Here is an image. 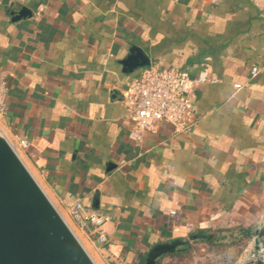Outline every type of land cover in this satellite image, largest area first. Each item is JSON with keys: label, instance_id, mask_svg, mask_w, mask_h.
I'll list each match as a JSON object with an SVG mask.
<instances>
[{"label": "crops", "instance_id": "obj_1", "mask_svg": "<svg viewBox=\"0 0 264 264\" xmlns=\"http://www.w3.org/2000/svg\"><path fill=\"white\" fill-rule=\"evenodd\" d=\"M137 52L206 70L188 134L127 137L122 90L146 66L122 61ZM0 76L1 129L28 141L52 201L110 217L105 243L81 232L96 262L144 264L158 243L244 229L246 261L264 222V0H0Z\"/></svg>", "mask_w": 264, "mask_h": 264}, {"label": "water", "instance_id": "obj_2", "mask_svg": "<svg viewBox=\"0 0 264 264\" xmlns=\"http://www.w3.org/2000/svg\"><path fill=\"white\" fill-rule=\"evenodd\" d=\"M122 63L136 68L150 62L137 52ZM195 239L192 235L158 243L144 264H158L161 256L185 250ZM251 241L243 264H264V222ZM0 264H97L1 129Z\"/></svg>", "mask_w": 264, "mask_h": 264}, {"label": "built area", "instance_id": "obj_3", "mask_svg": "<svg viewBox=\"0 0 264 264\" xmlns=\"http://www.w3.org/2000/svg\"><path fill=\"white\" fill-rule=\"evenodd\" d=\"M207 81L206 70L191 76L187 70L147 65L122 90V102L128 108L127 137L138 144L146 134L155 133L160 123L169 124L173 135L188 134L195 124L192 109L197 86ZM7 90V81L0 76V129L7 111ZM7 139L22 157L28 141L21 136ZM59 211L71 228L75 226L95 236L99 244L105 243L103 225L110 219L108 215L87 210L80 201L66 207V212Z\"/></svg>", "mask_w": 264, "mask_h": 264}, {"label": "rangeland", "instance_id": "obj_4", "mask_svg": "<svg viewBox=\"0 0 264 264\" xmlns=\"http://www.w3.org/2000/svg\"><path fill=\"white\" fill-rule=\"evenodd\" d=\"M72 229L80 240L84 238L79 229L75 226ZM207 238L211 239L212 237L207 234L205 240H194L187 249L171 253L172 256L164 259L163 264H240V242L225 246L209 243ZM88 252L94 259L92 253L89 250ZM96 263L101 264V262Z\"/></svg>", "mask_w": 264, "mask_h": 264}, {"label": "trees", "instance_id": "obj_5", "mask_svg": "<svg viewBox=\"0 0 264 264\" xmlns=\"http://www.w3.org/2000/svg\"><path fill=\"white\" fill-rule=\"evenodd\" d=\"M241 238H240V230L238 232H226L223 235H217L215 237L207 238L209 243H218V244H223V245H232L237 242H240L243 238H247L250 236V232L248 230H242L241 231ZM199 240H205V236L199 235L197 237Z\"/></svg>", "mask_w": 264, "mask_h": 264}]
</instances>
